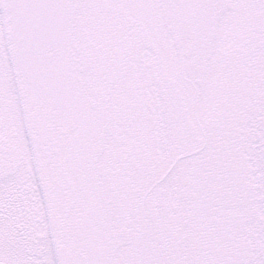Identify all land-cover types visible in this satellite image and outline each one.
I'll use <instances>...</instances> for the list:
<instances>
[{
  "label": "snow or ice",
  "instance_id": "6c2138e0",
  "mask_svg": "<svg viewBox=\"0 0 264 264\" xmlns=\"http://www.w3.org/2000/svg\"><path fill=\"white\" fill-rule=\"evenodd\" d=\"M0 264H264V0H0Z\"/></svg>",
  "mask_w": 264,
  "mask_h": 264
}]
</instances>
